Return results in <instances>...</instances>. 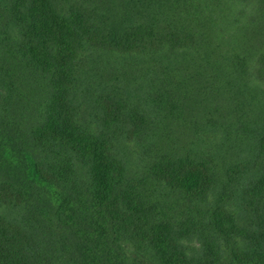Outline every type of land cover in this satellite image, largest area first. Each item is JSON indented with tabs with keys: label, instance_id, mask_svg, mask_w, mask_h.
Listing matches in <instances>:
<instances>
[{
	"label": "trees",
	"instance_id": "trees-1",
	"mask_svg": "<svg viewBox=\"0 0 264 264\" xmlns=\"http://www.w3.org/2000/svg\"><path fill=\"white\" fill-rule=\"evenodd\" d=\"M0 264H264V0H0Z\"/></svg>",
	"mask_w": 264,
	"mask_h": 264
}]
</instances>
